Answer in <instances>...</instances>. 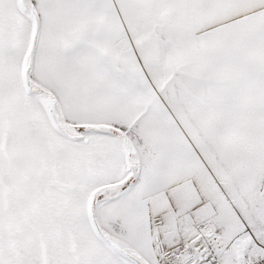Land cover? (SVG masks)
Instances as JSON below:
<instances>
[{
  "label": "snow or ice",
  "instance_id": "1",
  "mask_svg": "<svg viewBox=\"0 0 264 264\" xmlns=\"http://www.w3.org/2000/svg\"><path fill=\"white\" fill-rule=\"evenodd\" d=\"M0 264H264V0H0Z\"/></svg>",
  "mask_w": 264,
  "mask_h": 264
}]
</instances>
